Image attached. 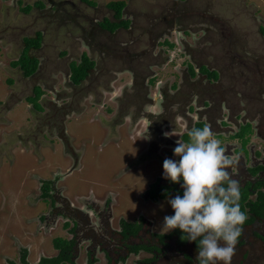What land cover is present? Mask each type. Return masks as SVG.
<instances>
[{
	"label": "rangeland",
	"instance_id": "obj_1",
	"mask_svg": "<svg viewBox=\"0 0 264 264\" xmlns=\"http://www.w3.org/2000/svg\"><path fill=\"white\" fill-rule=\"evenodd\" d=\"M88 1L0 0V264H20L24 251L30 264L55 258L54 239L75 242L74 264L150 259L121 252V223L142 220L133 242L171 232L162 222L176 193L153 200L148 190L172 189L163 161L178 159L173 149L196 121L211 125L241 178L264 163V0H124L129 28L114 34L99 23L118 0ZM38 32L39 69L26 78L12 63ZM82 54L96 65L75 88L69 65ZM146 72L154 83L133 87ZM36 87L43 109L27 100ZM248 121L242 150L232 135ZM44 181H54L48 199ZM244 232L231 264H264V221ZM195 253L188 244L153 264H198Z\"/></svg>",
	"mask_w": 264,
	"mask_h": 264
},
{
	"label": "clouds",
	"instance_id": "obj_2",
	"mask_svg": "<svg viewBox=\"0 0 264 264\" xmlns=\"http://www.w3.org/2000/svg\"><path fill=\"white\" fill-rule=\"evenodd\" d=\"M188 140L176 143L173 156L162 164V178L179 184L182 194L167 198L173 214L163 218L168 232L179 230L196 242L198 264H231L247 215L241 210V189L229 169L226 154L210 124L191 128Z\"/></svg>",
	"mask_w": 264,
	"mask_h": 264
},
{
	"label": "trees",
	"instance_id": "obj_3",
	"mask_svg": "<svg viewBox=\"0 0 264 264\" xmlns=\"http://www.w3.org/2000/svg\"><path fill=\"white\" fill-rule=\"evenodd\" d=\"M86 4L91 5L88 0H83ZM35 6L38 7H43L42 4L36 3ZM107 9L112 12L111 17L104 18L101 23H99L100 29L102 31H107L109 34H114L118 29H123L126 30L129 28V22L124 19V10L126 7L125 1L124 0H118L109 3L107 6ZM30 7L26 6L23 11L27 12ZM24 48L22 50V54L20 58L12 63L13 67H20L22 70L23 76L24 77H32L37 70L39 69V59L35 57L32 54V50H40L42 46V33H37L35 37H30V38H24ZM170 48L173 47L172 44L166 43ZM79 62L76 63L72 62L69 65V80L70 83L73 87L77 88L83 84L84 81H87L88 78H90L92 71L95 69L96 63L92 61L86 54H82L81 57L79 58ZM190 69V75L192 77L195 76L194 70L191 66H189ZM199 72L201 74H206L209 79H214L217 80L219 79V75L216 71H210L208 68L205 66H201L199 68ZM152 74H146L142 76V78H138L137 76L134 79V84H142L143 81L149 77L150 79L148 80L147 84L152 85L154 83L153 77L151 76ZM139 86V85H138ZM34 97H29L27 100L31 102L32 104L34 103L35 106L34 108L40 109L38 99L40 96L43 94L42 90L40 87H36L34 89ZM33 104V105H34ZM203 123H197L195 124V128H202ZM250 133V126L247 125L245 127H242L240 131L235 135L236 138H239L242 144L244 145L247 141L245 139V135ZM182 141H187L188 136L187 133L183 134L181 137ZM52 181H44L42 183V197L43 199H48V197H51L50 195V188H51ZM156 184L150 185V188L148 190V196L150 199L156 200L158 198H162L165 196L166 192H162L163 189L161 188H156ZM247 195L248 191L247 189L241 190V196H240V207L243 212L246 213L247 215V220L245 221L244 225L242 226L245 227L247 225H251L252 222L255 221L257 217H260L262 213H260L259 208L257 205H249L247 201ZM246 207H249V211L246 212ZM249 213H252L254 216L251 215L249 217ZM141 223H134V224H129L127 222L121 223V232L120 236L122 237L123 240L127 241L132 237H136L139 232L141 231ZM171 236L174 237L176 245L181 248L185 247L187 244L193 245L197 250L198 246L196 242H188L185 238V236L182 235V233L177 229L174 230ZM154 237H157L159 239V243H163V236L162 235H154ZM242 238V233L241 236L239 237L238 241ZM53 245L54 248L58 251V256L52 259H43L41 261L42 264H74V257L73 255V248H74V242L73 241H66L62 239H54L53 240ZM151 247H147L144 244H134L129 247L130 252L138 253L140 250H146L150 251ZM153 250H157V248H154ZM184 257L187 258L189 261H191L190 257L187 254H184ZM155 258L148 259V260H143L142 263L138 264H151L154 261ZM89 264H94L95 259L92 258L88 262ZM14 264V263H11ZM20 264H30L26 260V251L23 252V255L20 259Z\"/></svg>",
	"mask_w": 264,
	"mask_h": 264
},
{
	"label": "flooded vegetation",
	"instance_id": "obj_4",
	"mask_svg": "<svg viewBox=\"0 0 264 264\" xmlns=\"http://www.w3.org/2000/svg\"><path fill=\"white\" fill-rule=\"evenodd\" d=\"M164 20H165V18H164ZM121 30L122 29H118V31H120V32H121ZM103 32L105 34L108 33L107 31H103ZM214 71H216V70H214ZM198 72H199V69H198ZM135 78L136 77L133 76V87H134V79ZM147 83H148V81L144 80L143 83H142V85L144 87H146V86H148ZM145 84H147V85H145ZM39 106L43 109V106L40 103H39ZM235 118H236V116H235ZM161 122H162L163 125L166 124V122H164V121H161ZM220 122H223V120H220ZM197 123L206 124L202 120L196 121L192 125H189L188 131L191 128L195 127V124H197ZM247 125L250 126V122L249 121L247 123H245V124H243V123L242 124H239L237 126V131L232 135V139H237L238 141H240V139L239 138H236L235 135L240 131V129L242 127H245ZM187 132H185V133H187ZM251 132H252V129H251V126H250V133L246 134L245 137H244L245 139H247L246 143L243 145L242 142L240 141V143H241V149L242 150H244L245 146L247 145L248 138H249V135L251 134ZM185 133H183V134H185ZM182 135H181V137H182ZM181 137H180V139H181ZM159 141H160V143H162L161 140H159ZM181 141H182V139H181ZM238 166H239V164L236 163V164H234L232 166L231 169H229V171L231 172L232 177L239 180L240 189L241 190L247 189L248 195H247V201L246 202H248L249 205H251V204L252 205H257L258 208H259L258 211H260V213H262V215L260 217H257L255 219V221L252 222L251 225H247V226H245V227L242 228V238L239 241H237L239 244H241L242 241H245V239H244L245 232L244 231L247 228H249V227H251L253 225H256V224H258V223H260L262 221H264V177L261 176V175L264 174V163H255L253 165L250 164L249 167L247 169H245V172H243L244 173V176H242V178H241V174H242L241 171H238L237 170L238 169ZM53 183H54V181H52L51 187H52ZM156 188L158 189L160 187L157 186ZM171 188L172 189H170V188H165V189L161 188V189H163L162 192H166L165 196L168 194V192H167L168 190L172 191L173 193H176V195L177 194H182V192L180 190V187H179V184H175V185L172 184V187ZM164 197L158 198V199H163ZM53 205H54V202H53ZM248 211H249V207H246V212H248ZM251 215L254 216L252 213H249L248 216L251 217ZM140 222H142V220H140ZM76 223H74V225H75V227L77 229ZM138 224H140V223H138ZM141 229H142V226H141L140 230ZM173 231L174 230H172L170 233L158 234V235H162L163 236V238H164L163 243H159V239L157 237H154V235H156V234H151V238H152L151 241L150 240H148V241L140 240L139 242H133L132 239H134V237H132L129 240L125 241V240L122 239V237L120 236V233H119L118 235H119V238L121 239V241H120V244L121 245H119L121 247L120 250H121L122 253L125 252L126 255H129V254L130 255H138V253L136 254L134 252H130L129 251V247L132 246V245H134V244L136 245V244H140L141 243V244H144L147 247L149 246V247H151L153 249L154 248H157V250L151 249L150 251H146V250H140L139 251V252L143 251V252H146V253L150 254L151 255L150 259L155 258L154 261L151 263V264H153L154 262H157V261L162 260V257L163 256H165V255L168 256V253L170 252V250L176 249V251H177V250H181V249L184 248V247L179 248L176 245L174 237L171 236V234L173 233ZM106 232L107 231L105 230L104 233H106ZM120 232H121V230H120ZM256 236L259 237L261 240L264 239V234H262L261 232L260 233H257ZM75 239H77L78 242L81 241V238L79 236H75ZM168 240L169 241H172L174 245L172 244V242H167ZM74 245H75V242H74ZM193 248L197 251V249L194 246H193ZM115 249H118V248H115ZM106 258H107V263L108 264H112V257H111V255L110 254H109V256L106 255ZM125 259H123V257L122 258L119 257V261L118 262L125 261ZM190 259H191V257H190ZM143 260H148V259H143ZM143 260L138 261L137 264L139 262L142 263Z\"/></svg>",
	"mask_w": 264,
	"mask_h": 264
}]
</instances>
